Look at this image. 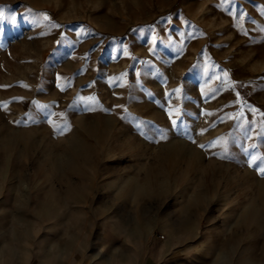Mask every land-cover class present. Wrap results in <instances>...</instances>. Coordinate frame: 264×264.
<instances>
[{"label": "rangeland", "instance_id": "rangeland-1", "mask_svg": "<svg viewBox=\"0 0 264 264\" xmlns=\"http://www.w3.org/2000/svg\"><path fill=\"white\" fill-rule=\"evenodd\" d=\"M0 12V264H264V0Z\"/></svg>", "mask_w": 264, "mask_h": 264}, {"label": "crops", "instance_id": "crops-1", "mask_svg": "<svg viewBox=\"0 0 264 264\" xmlns=\"http://www.w3.org/2000/svg\"><path fill=\"white\" fill-rule=\"evenodd\" d=\"M153 256L143 258H124L121 256L78 255L72 258L70 264H159Z\"/></svg>", "mask_w": 264, "mask_h": 264}, {"label": "snow or ice", "instance_id": "snow-or-ice-1", "mask_svg": "<svg viewBox=\"0 0 264 264\" xmlns=\"http://www.w3.org/2000/svg\"><path fill=\"white\" fill-rule=\"evenodd\" d=\"M2 19H3V13L0 12V20H2ZM13 20H14V17H13ZM260 171H261L262 173H264V168H261Z\"/></svg>", "mask_w": 264, "mask_h": 264}, {"label": "bare ground", "instance_id": "bare-ground-1", "mask_svg": "<svg viewBox=\"0 0 264 264\" xmlns=\"http://www.w3.org/2000/svg\"><path fill=\"white\" fill-rule=\"evenodd\" d=\"M76 146H78V145H76ZM76 149V148H75ZM79 149V148H78ZM77 150V149H76ZM65 160V159H64ZM63 162V161H62ZM66 162V161H65ZM262 216H264V215H262ZM260 218V217H259Z\"/></svg>", "mask_w": 264, "mask_h": 264}, {"label": "built area", "instance_id": "built-area-1", "mask_svg": "<svg viewBox=\"0 0 264 264\" xmlns=\"http://www.w3.org/2000/svg\"><path fill=\"white\" fill-rule=\"evenodd\" d=\"M160 237H161V238H163V236H162V235H160Z\"/></svg>", "mask_w": 264, "mask_h": 264}]
</instances>
